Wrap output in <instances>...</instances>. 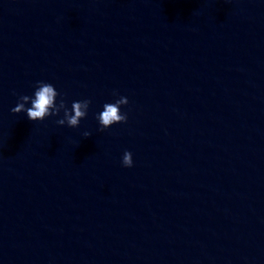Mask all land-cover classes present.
Instances as JSON below:
<instances>
[{"label": "water", "instance_id": "95a60500", "mask_svg": "<svg viewBox=\"0 0 264 264\" xmlns=\"http://www.w3.org/2000/svg\"><path fill=\"white\" fill-rule=\"evenodd\" d=\"M0 264H264V0H0Z\"/></svg>", "mask_w": 264, "mask_h": 264}, {"label": "clouds", "instance_id": "9594fccd", "mask_svg": "<svg viewBox=\"0 0 264 264\" xmlns=\"http://www.w3.org/2000/svg\"><path fill=\"white\" fill-rule=\"evenodd\" d=\"M15 94V93H13ZM113 99L105 102L101 110L95 113L98 131H104L115 124L126 123L128 113L122 110L129 103L128 97L121 95L117 90L112 93ZM91 99L73 100L69 106L67 100L57 87L46 80H37L32 85L30 94L18 95L17 102L12 107V113H23L33 122H43L48 118L56 117L55 123L59 126L78 128L81 120L88 116ZM90 131H84L82 136H91ZM122 166L132 167L133 154L125 150L121 158Z\"/></svg>", "mask_w": 264, "mask_h": 264}]
</instances>
